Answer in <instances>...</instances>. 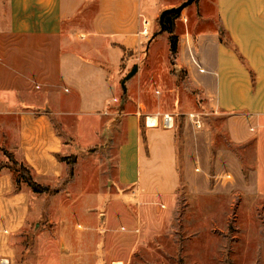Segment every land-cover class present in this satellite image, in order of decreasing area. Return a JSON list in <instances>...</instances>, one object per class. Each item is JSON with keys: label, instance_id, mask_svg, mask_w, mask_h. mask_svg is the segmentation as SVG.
<instances>
[{"label": "crops", "instance_id": "0c3cea01", "mask_svg": "<svg viewBox=\"0 0 264 264\" xmlns=\"http://www.w3.org/2000/svg\"><path fill=\"white\" fill-rule=\"evenodd\" d=\"M175 6L168 0H0V164L7 165L6 149L34 181L57 190L39 194L24 182L17 189L16 174L7 167L0 171V264H85L82 254L93 257L88 264H124L129 253L113 257L116 237L109 235L99 250L94 230L108 209L100 213L91 200L77 210L68 201L77 197L72 193L80 154L101 145L109 130L113 180L137 205L174 208L181 176L192 196L207 191L214 145L211 133L201 131L208 117L224 118L230 142L246 154L216 148L217 174L230 166L236 176H248L247 195L264 196V0H200V16L180 36L176 54L188 94L176 90L171 111L163 109L160 95L154 107L145 105L142 94L136 105L120 104L130 81H141L143 65L155 63V39L168 40L169 32L153 31L160 14ZM135 67L125 91L123 80ZM172 111L188 124L183 175L176 132L163 127V116ZM190 114L200 116L202 129ZM111 119L118 123L106 126ZM190 126L201 133L192 135ZM72 156L73 166L58 159ZM108 194L102 197L120 199L112 190ZM122 209L115 217L124 216ZM84 215L92 225L78 221ZM161 217L155 212L147 221ZM117 239L121 244L126 238Z\"/></svg>", "mask_w": 264, "mask_h": 264}, {"label": "rangeland", "instance_id": "374dc122", "mask_svg": "<svg viewBox=\"0 0 264 264\" xmlns=\"http://www.w3.org/2000/svg\"><path fill=\"white\" fill-rule=\"evenodd\" d=\"M168 1L170 4H175V7H179L184 2L183 0ZM199 4L200 1L185 8L181 16L174 19L173 34L169 33L168 40L158 37L155 39L154 44L159 49L155 63L152 66L143 65L144 69H141V72L144 75L140 82L138 76L130 81L128 92L123 93L120 99L122 106L130 102L136 105V100L142 94L145 105L154 107L157 104L154 100L160 95L163 109L171 111L178 103L179 91L176 90L180 89L181 94H188L187 87L182 86L186 81V74L177 68L176 55L171 53L170 40L172 36H176L179 45L180 36L186 34L188 26L193 20L196 22L197 17L200 16ZM160 16L153 35H158L161 31ZM225 38L228 39L226 36ZM144 58L145 53L138 59L141 68ZM169 113L175 116L174 130L178 144L180 171L183 175V148L188 124L182 114L179 115L175 111ZM208 118L206 128L201 131L211 133L214 145L210 165L211 176L205 177L207 191L198 196H192L185 177L181 176V186L174 203L175 209L168 203L162 206L163 208L161 204L137 205V202L123 197L121 193L125 189L117 187L113 180L116 157L113 148L112 152L109 148L112 135L110 130L106 132L101 145H98L95 151L88 150L80 154L75 165L79 178L72 193L77 194V197L70 198L68 201L69 205L72 208L76 207L77 210L85 206L82 204L89 203L91 200L98 205L95 208H100V213L106 214L105 210L108 209L109 213L106 214L105 222L99 225L95 223L99 229L94 230L95 235L101 239L99 250H102L104 240L112 235L116 237L112 238V251L116 250L113 257L126 259L129 253L124 264H264V196L254 197L250 192L247 195L245 186L248 185V176H244L245 178L236 176L232 173L230 166L229 169H223L220 175L217 174L216 148L230 149L238 155L246 154L245 149H239L230 142L224 118ZM117 123L111 119L106 122V126ZM190 128L192 135L201 133L191 126ZM201 138L200 142L204 141ZM250 152L252 153L251 150ZM82 155L88 157L84 158ZM242 159H244L243 156ZM6 161L7 164H12L7 158ZM90 171L93 175L89 174ZM227 174L231 176H225ZM109 179H112V182ZM199 183L203 185L205 181ZM110 190H112L113 198L118 196L120 199L111 200L102 197L105 194L108 196ZM120 208L124 216L115 217ZM155 212L163 214L164 218L161 217L160 222H148V216ZM78 221L83 225H92L90 218L86 215L78 216ZM108 223L111 231H106ZM117 238L126 239H123L120 244L121 240ZM82 258L85 264H88L93 257L82 254Z\"/></svg>", "mask_w": 264, "mask_h": 264}, {"label": "trees", "instance_id": "16d2710c", "mask_svg": "<svg viewBox=\"0 0 264 264\" xmlns=\"http://www.w3.org/2000/svg\"><path fill=\"white\" fill-rule=\"evenodd\" d=\"M174 19H175V16L173 14H170V15H166L164 17V20H163V24L165 26V31H167L171 34H173ZM222 39L226 42V44L228 46H230L231 48H234L231 41L229 39H226L224 34H222ZM170 44H171V53L173 55H176L177 51H178V38L176 36H172L171 40H170ZM62 135H63V133H62ZM96 149L97 148H92V149H90V151L92 152V151H95ZM2 151L6 155V157L12 162V164L11 165L0 164V171L7 167L16 174L15 183H16L17 189H19L20 183L24 182L35 193H39V194L45 193V194H48L50 196L57 194V190H53L50 187H44V186L38 184L36 181H34L30 170L26 166H24L23 164L18 163L14 159L13 155H11L6 149H2ZM58 159L60 162H67L68 164H70V166H73L76 163L77 156H72V157H68V158L58 157ZM70 174H71V176L73 175V169H71Z\"/></svg>", "mask_w": 264, "mask_h": 264}, {"label": "water", "instance_id": "95a60500", "mask_svg": "<svg viewBox=\"0 0 264 264\" xmlns=\"http://www.w3.org/2000/svg\"><path fill=\"white\" fill-rule=\"evenodd\" d=\"M184 2L179 6V7H175V8H171V9H167L165 10L161 16H160V25H161V30L164 31L165 30V26L163 24V20H164V17L166 15H170V14H173L175 16V19H178L183 10L189 6H191L192 4L194 3H197L199 2L200 0H183ZM138 71V68L135 67L127 76L126 78L123 80V83H122V87L123 89L126 91V81L131 79Z\"/></svg>", "mask_w": 264, "mask_h": 264}, {"label": "built area", "instance_id": "2783aa9c", "mask_svg": "<svg viewBox=\"0 0 264 264\" xmlns=\"http://www.w3.org/2000/svg\"><path fill=\"white\" fill-rule=\"evenodd\" d=\"M145 33V30H144ZM188 119L193 123L196 129H202L203 124H202V119L200 116L195 115V114H190L188 116ZM163 127L169 130H172L175 128V117L172 115H164L163 116ZM1 264H8L7 261H2Z\"/></svg>", "mask_w": 264, "mask_h": 264}]
</instances>
